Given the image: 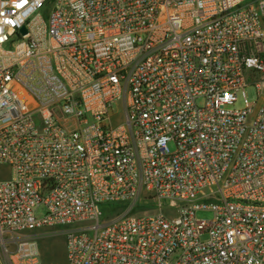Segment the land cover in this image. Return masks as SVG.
<instances>
[{
	"label": "built area",
	"instance_id": "1",
	"mask_svg": "<svg viewBox=\"0 0 264 264\" xmlns=\"http://www.w3.org/2000/svg\"><path fill=\"white\" fill-rule=\"evenodd\" d=\"M46 232L66 264H264V0H0V264Z\"/></svg>",
	"mask_w": 264,
	"mask_h": 264
},
{
	"label": "rangeland",
	"instance_id": "2",
	"mask_svg": "<svg viewBox=\"0 0 264 264\" xmlns=\"http://www.w3.org/2000/svg\"><path fill=\"white\" fill-rule=\"evenodd\" d=\"M48 5L45 4L39 10L41 14L45 17L48 11ZM245 93L249 100H256L257 94L253 86H247L245 88ZM242 105V95H239L238 101L234 104V107H240ZM117 119L119 114L116 115ZM171 150L174 149L173 143L169 142ZM114 209V208H109ZM196 217L199 218H210L211 212L208 210H197ZM44 236L40 239L41 246V259L43 264H66L65 252H64V237L60 234H47L44 233Z\"/></svg>",
	"mask_w": 264,
	"mask_h": 264
},
{
	"label": "water",
	"instance_id": "3",
	"mask_svg": "<svg viewBox=\"0 0 264 264\" xmlns=\"http://www.w3.org/2000/svg\"><path fill=\"white\" fill-rule=\"evenodd\" d=\"M20 30H21L22 33H25L26 32V27L24 25H22Z\"/></svg>",
	"mask_w": 264,
	"mask_h": 264
}]
</instances>
